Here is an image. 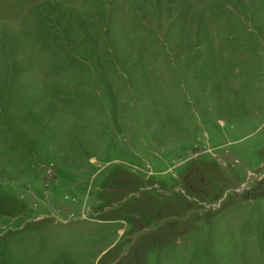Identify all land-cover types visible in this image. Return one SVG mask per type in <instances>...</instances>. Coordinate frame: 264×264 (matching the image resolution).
I'll return each mask as SVG.
<instances>
[{"label": "rangeland", "instance_id": "374dc122", "mask_svg": "<svg viewBox=\"0 0 264 264\" xmlns=\"http://www.w3.org/2000/svg\"><path fill=\"white\" fill-rule=\"evenodd\" d=\"M0 264H264V0H0Z\"/></svg>", "mask_w": 264, "mask_h": 264}]
</instances>
